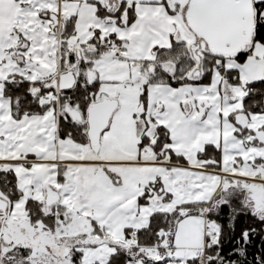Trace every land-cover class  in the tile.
Wrapping results in <instances>:
<instances>
[{
  "label": "snow or ice",
  "instance_id": "obj_1",
  "mask_svg": "<svg viewBox=\"0 0 264 264\" xmlns=\"http://www.w3.org/2000/svg\"><path fill=\"white\" fill-rule=\"evenodd\" d=\"M0 264H264V0H0Z\"/></svg>",
  "mask_w": 264,
  "mask_h": 264
}]
</instances>
